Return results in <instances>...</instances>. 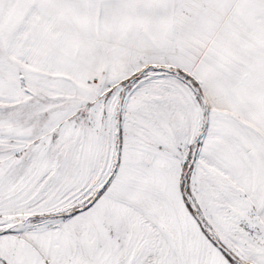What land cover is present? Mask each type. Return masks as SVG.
<instances>
[{"label": "snow or ice", "instance_id": "1", "mask_svg": "<svg viewBox=\"0 0 264 264\" xmlns=\"http://www.w3.org/2000/svg\"><path fill=\"white\" fill-rule=\"evenodd\" d=\"M0 264H264V0H0Z\"/></svg>", "mask_w": 264, "mask_h": 264}]
</instances>
